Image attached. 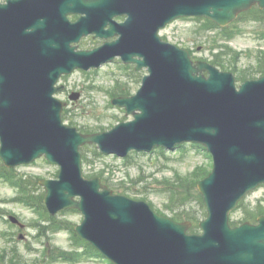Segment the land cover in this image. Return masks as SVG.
<instances>
[{"label":"water","instance_id":"water-1","mask_svg":"<svg viewBox=\"0 0 264 264\" xmlns=\"http://www.w3.org/2000/svg\"><path fill=\"white\" fill-rule=\"evenodd\" d=\"M264 0H6L0 3V157L8 167L45 156L58 179H42L50 214L79 209L76 231L115 264H264V216L257 225L229 226V214L264 183V76L239 89L232 72L163 41L160 28L182 16H205L220 26ZM70 13L83 14L76 22ZM127 14L123 23L114 16ZM109 26L108 28H106ZM88 34L118 37L91 50L76 45ZM121 56L147 68L135 95L113 99L134 119L83 134L63 123L54 94L63 74ZM205 72L208 74H205ZM74 92L71 99H78ZM204 145L212 172L199 181L208 215L203 234L189 222L156 213L143 200L114 194L99 177H84L80 146L104 153ZM79 197V199H77ZM13 222H19L11 217Z\"/></svg>","mask_w":264,"mask_h":264},{"label":"rangeland","instance_id":"rangeland-1","mask_svg":"<svg viewBox=\"0 0 264 264\" xmlns=\"http://www.w3.org/2000/svg\"><path fill=\"white\" fill-rule=\"evenodd\" d=\"M160 35L163 39L190 50L194 57L207 61L215 58L216 55L226 62H233L234 59L240 58L238 61L240 65L250 67L256 63L257 53L261 50L264 51V24L249 16L237 19L230 27L229 36L209 29L204 20L193 18L177 19L162 29ZM96 43L98 41L89 36L84 39L83 45L93 48L97 46ZM121 64L120 61H117L99 69L79 70L62 77L60 83L64 84L67 90L60 93L58 97L67 102L66 107L69 109V115H73L74 120L92 128L97 126L112 128L118 122L131 119V116H126L124 109L111 104V95L116 86L114 78H119L122 85L130 83L129 70L123 68ZM139 86L140 82L131 83L130 92L135 93ZM72 90L81 92V98L77 101L68 98ZM135 159L137 160L135 163L126 165L121 158L112 155L101 156L94 159L93 165L84 166V173L92 177L93 175L104 177L109 184L123 185L130 190L133 189L137 193V195H133L134 198L144 199L151 204L155 211L168 215L173 190L168 188L166 183L175 180L176 177L192 182V178H195L193 173L197 168L212 167V159L208 154L191 145L184 153L167 151L166 156L154 153L147 156L136 155ZM58 169V166L47 163L44 158L18 168L20 173L31 180H38L42 177L55 178ZM138 179L140 180L136 181ZM17 192L16 187L0 181V198L4 200L0 206L6 210L5 218L9 214L16 215L25 224L24 228H20L18 225L13 226L0 218V264H106V262L94 258L68 262L61 258L53 260L45 257L46 252L50 256L57 249L77 254V245L82 242L75 241L74 236L64 230L48 232L41 236L43 226L39 229L35 225L42 223L45 225L44 217L41 216L42 212L25 203L6 201L15 196ZM263 198L264 186L249 193L244 202L251 208ZM181 209L191 211L190 215L193 216V213L200 209V205L195 204L194 201L187 205V208L182 207ZM195 216L204 217L203 214H195ZM57 217L72 222L74 225L80 223L83 218L79 211L71 209L60 212ZM242 218L243 211L238 207L232 212L231 220L239 221ZM46 245L48 247H44ZM14 246L17 247L21 258L13 259L21 260L19 263L7 262L10 256L13 257L11 248ZM5 252H8L7 257H4Z\"/></svg>","mask_w":264,"mask_h":264},{"label":"trees","instance_id":"trees-1","mask_svg":"<svg viewBox=\"0 0 264 264\" xmlns=\"http://www.w3.org/2000/svg\"><path fill=\"white\" fill-rule=\"evenodd\" d=\"M244 15H254L255 17L264 20V10H250ZM206 23L209 28L214 29L218 28V26L213 23L210 20H206ZM220 29V28H219ZM229 27L221 28L220 30L228 33ZM238 59H234L233 62H226L220 58H218V55H216L215 58L211 60L213 64L220 67L221 69H231L233 72H235L236 77L238 80H246L250 78H254L257 75H263L264 74V53H260L258 57V63L256 66H250L247 68H239L238 66ZM141 78V74L138 72L133 71L132 81L137 82ZM124 89V90H123ZM129 85L128 84H119L114 92V95H128L129 92ZM64 119H69L70 116H68L67 112L64 114ZM73 121V120H72ZM75 123V122H73ZM105 127H95L92 128L90 126H81L80 130L83 132H91V131H97V129H101ZM185 146H182V148L179 150L181 153L186 152ZM82 155H83V161L85 164L90 163L93 161V158H90V153H92L96 157H100L101 152L95 147V146H83L81 148ZM156 153L162 156H165V150L164 149H157ZM135 155H142V154H135ZM135 159L133 154H130L125 160L127 162H134ZM209 169L206 167H199L195 173H193L192 182H188L187 180H183L181 177H176L175 180H171L167 183L168 188H171L173 192L171 193L170 197V204L171 210L174 211L173 218L176 220H183V219H192L193 220V226L192 230L198 229V221L200 218L195 216V214H203L205 215V208L204 203L202 200V197L200 193L197 190V182L199 179L203 178L208 174ZM0 180L6 181L11 183V185L16 186L19 189V193L15 195L14 197L7 199L6 201L10 200L12 202H18V203H25L26 205L32 206L36 208V210L41 211L43 216V221H45V225L37 224L39 229L40 227L42 230L41 236L46 235L49 233H54L57 230H68L74 233V228L71 222H68L67 220H62L57 216H50L45 210V206L43 203V194L42 187L39 185L38 180H31L29 177L24 176L22 173L19 172L17 168H7L3 165L2 162H0ZM140 179L136 180L139 181ZM186 181V182H185ZM135 182V180H133ZM112 188L115 190L117 189L118 193H127L129 192L130 188H126L123 185H114ZM195 201V204L200 205V209L198 211H195L193 213V216L190 215L189 211L181 209L182 207L185 208L187 205L191 204ZM0 202H4L3 199H0ZM6 213V210L0 206V217H4ZM44 214V215H43ZM248 218L247 219H253L255 216L264 214V198L260 199L256 205L255 210L248 212ZM36 227V228H37ZM77 240H80L78 237H76ZM82 242V243H81ZM81 246H83V250L81 252H77L75 254L74 252L67 251V250H61L57 249L56 252H52L50 256H48L47 252L45 253V257H49L51 259H64L66 261H77L79 259H83L86 257H97L99 254L98 251L93 248L88 242L81 241ZM44 247H48L47 245ZM11 252L13 257L10 256L8 258L7 262L12 263L16 262L19 263L21 260H19L20 254L18 252V249L16 246L11 248ZM8 252H5L4 257H7ZM3 257V255H2ZM19 258L17 260H14L13 258ZM6 261V259H5ZM45 261V260H43ZM111 264V263H109Z\"/></svg>","mask_w":264,"mask_h":264},{"label":"flooded vegetation","instance_id":"flooded-vegetation-1","mask_svg":"<svg viewBox=\"0 0 264 264\" xmlns=\"http://www.w3.org/2000/svg\"><path fill=\"white\" fill-rule=\"evenodd\" d=\"M123 18H124V17H119V18H117V19H118V20H123Z\"/></svg>","mask_w":264,"mask_h":264}]
</instances>
